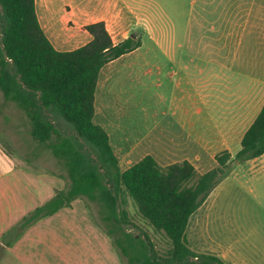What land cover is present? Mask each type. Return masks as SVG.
Instances as JSON below:
<instances>
[{"label":"trees","instance_id":"1","mask_svg":"<svg viewBox=\"0 0 264 264\" xmlns=\"http://www.w3.org/2000/svg\"><path fill=\"white\" fill-rule=\"evenodd\" d=\"M35 3L0 0V91L24 113L31 138L63 163L67 179L61 176L65 187L14 230L20 233L81 199L87 207L88 202L95 204L103 224L99 225L126 264H224L216 256L193 252L186 229L190 217L230 175L231 154H216V165L203 174L188 161L162 167L151 155L122 171L108 133L94 122L95 93L101 70L139 48L141 41L130 36L114 43L105 22L99 21L85 26L91 36L88 43L58 51L39 23ZM57 119L74 133L60 130L54 123ZM263 154L264 105L243 135L234 161L243 163ZM130 200L141 217L169 240L166 254H159L146 234L126 233ZM117 233L128 247L114 238Z\"/></svg>","mask_w":264,"mask_h":264},{"label":"crops","instance_id":"2","mask_svg":"<svg viewBox=\"0 0 264 264\" xmlns=\"http://www.w3.org/2000/svg\"><path fill=\"white\" fill-rule=\"evenodd\" d=\"M101 1L103 3L99 10L105 11V17L83 24V32L86 36L82 45L91 40V36L84 29L85 26L105 21L111 33L107 18L113 17L114 20L110 21L112 25L119 17L114 13L115 7L123 3L129 10L131 8L128 4L132 3L131 0ZM216 1L228 4L230 2V0H210L212 3ZM235 2L237 3L235 10L222 13L224 24H227L223 32L227 33L237 25L239 44L229 48L228 55H224L222 61H215L214 66L217 71L212 69L204 88L192 90L190 94L192 100L185 108L180 109L182 118L186 117L190 123L180 124V135L181 138H185V142L177 146L175 151H179L178 154L188 149L189 142H195V139H192V132L199 121L198 116L204 115L208 125L213 131H217L212 140L215 147L212 149L206 147L208 157L215 162L216 154L228 151L233 159V150H236L238 145L241 148L243 135L264 105V0H260V5L254 10L241 9V0H235ZM35 7L36 10L37 7L41 10L43 5L37 6L36 1ZM83 19H85L84 14L79 20ZM119 21H122L121 17ZM139 25V22H136L134 27H142L146 36L153 39L149 27ZM156 45L165 56H169L168 52L175 51L173 48L175 45L163 46L160 41ZM171 56H173L172 53ZM179 68L182 71L181 74L185 73V63L183 64L182 60H180ZM101 82L97 106L95 93L94 122L97 117L98 125L108 133L120 169L122 171L128 169L147 155H151L158 163L162 160V156L157 150L150 154H141L137 152L138 149L135 146L119 152L114 149L110 127L104 119ZM8 102L0 91V264H124L112 239L94 221L88 207L81 199L74 200L71 207L62 208L54 215L37 221L20 233L14 230L25 216L51 199L57 191L62 190L65 182L61 176L53 172L40 174L28 167L26 169L13 165L14 155L13 153L8 155L7 151V144L12 139L8 132H14L16 136V132L19 133L23 128V122L21 113L17 114L16 110L8 107L10 104ZM182 158L179 162L188 161L197 171L196 163L200 161V156L196 155L193 159ZM234 169L214 188L205 202L190 217L186 229L188 247L198 254L216 256L224 264H264V230H261L259 225L260 218L264 214V154L243 163L237 162ZM198 174L201 173L198 172ZM240 178H245V182ZM236 183L241 186H226ZM229 195L238 196L240 201L242 198L245 201L248 198L250 201V203L239 204V230L227 229L225 214L222 215L224 220L222 227L216 224L215 221L219 220V215L211 213L212 206L209 205V200L214 198L216 203L218 198L223 196L225 201L226 196ZM194 215L196 216L193 217ZM210 227L215 228V232ZM212 234L215 237H212ZM223 235L233 236L230 244H223L225 242ZM192 244L195 248L203 247L202 251L198 252L194 250V247L192 249Z\"/></svg>","mask_w":264,"mask_h":264},{"label":"rangeland","instance_id":"3","mask_svg":"<svg viewBox=\"0 0 264 264\" xmlns=\"http://www.w3.org/2000/svg\"><path fill=\"white\" fill-rule=\"evenodd\" d=\"M36 1L37 6L43 5L41 10L38 7L36 10L39 23L52 45L59 51H72L80 47L85 42L86 36L83 32V24L105 17V11L99 10L103 3L101 0ZM241 1V9L254 10L260 5V0ZM131 2L128 4L131 8L129 10L123 3L115 7L114 13L121 17L122 21L117 17L116 22L111 25L110 21L114 19L108 17L107 22L110 24V35L114 43L133 36L141 41V46L107 64L100 73L96 90L97 106L99 83L102 80L100 91L104 101V119L110 127L111 141L114 144L112 145L118 152L134 146L141 154H150L157 150L162 156V160L158 161L161 166L179 162L182 157L193 159L198 155L200 161L195 163L197 171L202 174L215 165L214 160L208 157L206 147L210 149L215 147L212 140L217 131H213L208 125L204 115H199L197 126L192 132V139L194 138L195 142H189L188 149L178 154L179 151H175L177 146L185 142V138H181L180 135V124L190 123L186 117L182 118L180 109L185 108L192 100L190 96L192 90L204 88L212 69L217 71L214 66L215 61H222L223 56L228 55L229 48L239 44L237 25L236 28L224 33L223 28L227 27V24H224L222 18V13L235 10L237 3L235 0H230L229 4L221 1L212 3L210 0H131ZM83 14L85 19L79 20ZM136 22H139V26L149 27L153 39L146 36L142 27H134ZM228 34L231 35L227 36ZM159 41L163 46L175 45L173 47L175 51H170L169 56H165L156 45ZM180 60L185 63V73L182 74L179 68ZM8 103H10L8 107L16 110L17 114L21 113L23 122L20 134L16 132L18 135L14 136V132H8L12 139L7 144V151L8 155L10 153L14 155L13 165L26 169L28 167L40 174L53 172L67 179L63 163L54 158L43 144L31 138L24 113L12 102ZM47 115L52 117L48 113ZM56 121L54 120V123L60 130L67 134L74 133L72 127L63 120ZM95 123H99L97 117ZM117 145L120 147L117 148ZM239 149L238 145L236 150H233L231 172L237 164L234 157ZM240 180L245 182V178ZM64 182L66 185V180ZM226 186H241V184ZM241 202L250 203L248 198L246 201L244 198L240 201L238 196L230 195L226 196L225 201L223 196H220L216 203L214 198L210 199L212 215H219V220L215 223L222 227L224 223L222 215L225 214L227 229L239 230ZM88 205L94 221L103 225L99 220L95 204L88 202ZM128 212L130 223L126 226V233L134 237L146 234L155 250L161 255L166 254L171 248V243L164 234L156 232L141 217L131 200L128 204ZM259 225L260 229L264 230V214L260 218ZM210 229L215 232V228L210 227ZM212 237L215 235L212 234ZM223 237L225 240L223 244L228 245L233 236L223 235ZM114 238L118 239L122 246L128 247L124 236L117 233ZM193 247L192 244L191 248ZM201 248L203 247H194V250L200 252ZM123 261L126 264L124 257Z\"/></svg>","mask_w":264,"mask_h":264},{"label":"built area","instance_id":"4","mask_svg":"<svg viewBox=\"0 0 264 264\" xmlns=\"http://www.w3.org/2000/svg\"><path fill=\"white\" fill-rule=\"evenodd\" d=\"M197 259V258H196Z\"/></svg>","mask_w":264,"mask_h":264}]
</instances>
